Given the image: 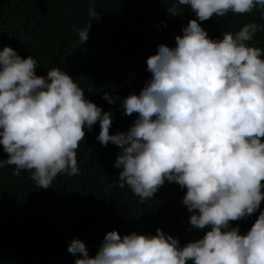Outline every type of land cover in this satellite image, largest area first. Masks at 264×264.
Masks as SVG:
<instances>
[{
    "label": "clouds",
    "instance_id": "clouds-1",
    "mask_svg": "<svg viewBox=\"0 0 264 264\" xmlns=\"http://www.w3.org/2000/svg\"><path fill=\"white\" fill-rule=\"evenodd\" d=\"M176 2L196 18L175 37L174 48L161 44L147 58L150 80L121 101L125 115L137 114L127 133L110 134L112 113L86 99L59 67L40 76L33 56L0 50V145L8 156L0 168L15 166L14 175L27 171L48 189L58 174L78 175L76 150L85 129L99 123L96 139L121 149L115 161L122 169L119 187L127 185L144 203L165 180L175 182L187 189L183 204L193 213L190 224L210 228L183 247L161 229L123 237L113 230L94 257L73 239L68 252L79 254L74 264H264V211L245 235L230 227L264 201V52L249 45L261 26L248 23L212 39L200 23L264 9V0ZM166 11L181 12L175 3ZM90 26L76 30L81 43ZM104 99L111 104L119 97L106 92Z\"/></svg>",
    "mask_w": 264,
    "mask_h": 264
},
{
    "label": "trees",
    "instance_id": "trees-1",
    "mask_svg": "<svg viewBox=\"0 0 264 264\" xmlns=\"http://www.w3.org/2000/svg\"><path fill=\"white\" fill-rule=\"evenodd\" d=\"M175 3L180 12L166 9ZM90 11L99 15L90 16ZM264 9L251 13H227L200 22L212 39L235 33L245 24L257 23L260 30L249 42L264 52ZM195 14L176 0H0V50L11 47L23 58L38 62L36 74L59 67L69 74L91 100L112 113L110 134L127 133L137 114L125 115L121 101L139 94L150 80L146 60L165 44L176 46L175 37L183 35ZM91 24L86 42L81 43L78 29ZM166 25V26H165ZM264 59V55L261 57ZM108 93L115 103L104 99ZM84 141L76 150L79 173L58 174L48 189H40L31 173L15 166L0 168V264H74L79 256L68 252L73 239L84 242L94 257L109 231L122 237L133 232L166 235L186 243L202 238L210 228L197 229L183 204L187 189L165 180L163 186L144 203L125 185L119 187L115 161L121 149L103 146L96 137L99 123L85 129ZM0 145V159H7ZM264 201L252 215L230 223L247 234ZM187 264H192L188 261Z\"/></svg>",
    "mask_w": 264,
    "mask_h": 264
}]
</instances>
